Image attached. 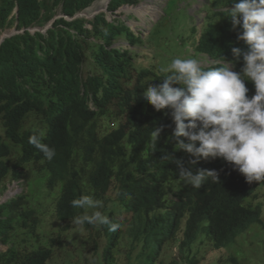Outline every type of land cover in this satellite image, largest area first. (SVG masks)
<instances>
[{
    "label": "clouds",
    "instance_id": "clouds-1",
    "mask_svg": "<svg viewBox=\"0 0 264 264\" xmlns=\"http://www.w3.org/2000/svg\"><path fill=\"white\" fill-rule=\"evenodd\" d=\"M170 9L178 10L180 25ZM18 11L15 7L0 44L27 31L47 35L58 20H65L67 25L58 28L61 57L85 98L65 107L83 126L67 142L66 152L55 150L61 144L46 141L51 125L40 123L43 115L29 116L33 123L26 128L38 131L29 143L62 167L85 165L89 141L72 147L73 142L80 134L98 140L92 125L106 111L107 131L124 140L125 149L117 152L131 162V171L137 168L130 160L136 154L150 160L149 206L126 210L117 202L119 209L113 215L114 204L108 202L106 208L96 195H81L70 203L82 211L71 223L65 222L52 206L59 189L53 190L51 201L28 200L45 182L35 176L34 163L17 169L18 179L8 176L0 205L26 193L28 203H37L33 208L45 210L42 226L44 218L52 216L55 229L44 237L55 239L49 249L62 247L54 246L59 236L62 241L66 231L79 227L93 249L88 264L91 259L92 264H140L138 257L145 253L152 256V264H159L164 248L173 245L180 257L168 264H196V260L200 264L197 254L203 243L220 254L215 264H244L234 256V243L250 227L264 233V190H260L264 187V0H94L71 15L58 6L44 25L21 30ZM11 27L12 32L3 34ZM105 130L99 127L102 134ZM102 134L96 142L107 139ZM8 146L21 157L17 143L9 140ZM118 174V165L108 162L103 175L110 186L105 196L120 197ZM27 178L32 179L26 184ZM93 180L91 167L82 172L81 184ZM14 183L17 194L9 192ZM227 197L256 220L235 231L228 246L217 250L209 222H199L200 211L206 200L217 203ZM138 213L153 221L149 248L132 242L131 231L140 228L134 220ZM193 232L199 238L190 258L181 244L193 241Z\"/></svg>",
    "mask_w": 264,
    "mask_h": 264
},
{
    "label": "trees",
    "instance_id": "trees-1",
    "mask_svg": "<svg viewBox=\"0 0 264 264\" xmlns=\"http://www.w3.org/2000/svg\"><path fill=\"white\" fill-rule=\"evenodd\" d=\"M93 1L0 0V35L9 27V18L15 7L19 8L18 30H21L35 24L44 25L53 17L58 6H62V10L71 15L88 7ZM61 25L65 27L66 21L58 20L47 35L38 33L32 36L27 31L25 34L7 38L0 44V128L3 129V134H0V187L6 188L8 176H12L14 180L19 178L17 169L34 163L35 176H42L45 182L37 185L28 200L51 201L55 198L53 190L59 189V196L52 206H56L61 212L65 222L71 223L73 217L82 211L73 208L70 203L81 195H90L93 198L96 195L99 197L96 199L102 201L106 208H108L106 203L110 202L112 205L118 202L126 210L134 208L141 211L142 207L149 206L146 199L152 172L150 160L142 159V154H136L130 160L137 164V168L131 171V162H128L125 156L120 158L119 155L121 148L125 149L124 140L107 131L110 129V119L106 111L93 123L91 129H94L100 138L102 133L99 127H104L106 130L102 135L107 136L106 140L96 142L99 138L96 140L94 135L82 137L80 134L73 142L72 147L89 141L86 146L88 158L85 165L62 167L52 163L55 160L45 159L44 155L29 143V137L38 132L36 129L26 128L28 124L33 123L30 115H43L45 120L40 122L43 126L50 123L46 141L61 144L55 148L56 151L66 152L67 142H71L74 132L83 128L78 118L65 109L70 102L85 98L61 57L63 52L61 29L58 30ZM87 118L91 120L90 117ZM5 137L7 139L3 141ZM9 140L18 144L20 158L15 157L9 148ZM108 162L118 165L121 198L105 196L110 186L108 179L103 175ZM47 164H50L49 167ZM90 167L95 180L83 185L81 174ZM136 172L139 175H136ZM31 179L27 178L26 184ZM4 188L0 189V193ZM27 197L24 193L17 199L0 205V264H49L53 258V249H49L48 246L50 243L52 245L55 239H45L40 234L41 215L45 210L40 207H36L37 210L33 208L37 203H28ZM124 199L129 202H123ZM118 209V204H114L111 209L113 215ZM200 216L199 222L205 220L209 222L211 240L217 250L228 246L235 238V231L239 232L256 220L246 210L235 207L231 197L217 203L206 200ZM134 220L140 222V228L131 231L133 245H140L143 248L146 243V247L149 248L148 239L153 232V221L142 213H138ZM155 227L159 230L158 224H155ZM192 236L193 241L181 244V249L184 251L187 249L190 258H193V244L199 238V233L193 232ZM60 238L59 236L54 246L63 245ZM92 250L91 247L89 254ZM152 260V256L147 253L138 257L140 264H152ZM195 263L198 264V261Z\"/></svg>",
    "mask_w": 264,
    "mask_h": 264
},
{
    "label": "rangeland",
    "instance_id": "rangeland-1",
    "mask_svg": "<svg viewBox=\"0 0 264 264\" xmlns=\"http://www.w3.org/2000/svg\"><path fill=\"white\" fill-rule=\"evenodd\" d=\"M176 11L178 10L170 9V14L174 15L175 24L180 25L181 22L176 19L178 18ZM13 30L14 27H11L3 34L10 33ZM139 52L143 53L145 51L140 50ZM30 126L32 127L33 125ZM26 171L29 172L30 168L27 167ZM0 189H2V187H0ZM260 190H264V187H261ZM9 192H12L13 194L19 193L16 183L9 186ZM262 217H264V213L262 214ZM54 229L55 221H53V217L47 216L44 218L43 226L40 231L42 237L52 235ZM85 237H87V233L83 232L81 234L80 228L76 226L66 231V233L62 235L63 246L53 248L54 255L50 264H88L86 260L89 257L90 246ZM29 245H31V243H29ZM231 250L229 252L233 255ZM233 251L235 252L234 256L240 262L242 259L244 264H264V233L260 229L250 227L247 234L240 238L236 245L234 243ZM162 255L164 258L159 261V264H168L173 259L180 257L178 250L174 245L173 247L164 248ZM219 256L220 254L212 251L209 243H203L199 247L197 254V258L201 261L200 264H215Z\"/></svg>",
    "mask_w": 264,
    "mask_h": 264
}]
</instances>
